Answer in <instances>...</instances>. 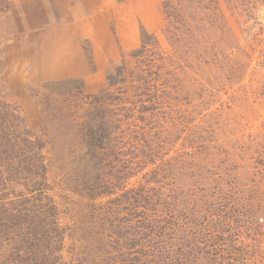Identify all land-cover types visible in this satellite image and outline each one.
I'll return each mask as SVG.
<instances>
[{"label": "rangeland", "instance_id": "rangeland-1", "mask_svg": "<svg viewBox=\"0 0 264 264\" xmlns=\"http://www.w3.org/2000/svg\"><path fill=\"white\" fill-rule=\"evenodd\" d=\"M0 102L50 183L0 264H264V0H0Z\"/></svg>", "mask_w": 264, "mask_h": 264}, {"label": "trees", "instance_id": "trees-1", "mask_svg": "<svg viewBox=\"0 0 264 264\" xmlns=\"http://www.w3.org/2000/svg\"><path fill=\"white\" fill-rule=\"evenodd\" d=\"M0 112L8 111V105L0 102ZM92 135L87 142L86 151H97L105 148L109 142V138L105 135H97L98 127H93ZM0 210H5L4 219H0V229L7 224V217L12 215H21L22 209L14 208L15 205L26 207V203L34 204L36 200H43L38 197H24L17 200L18 196H8L6 193L9 189L17 186H24L26 191L29 190H45L49 188L48 173L49 166L45 163L44 157L41 155L43 144L38 139H31L28 133L25 137L19 136L10 130L9 123L0 119ZM5 193H4V192ZM3 192V193H2ZM50 200V197H44ZM19 201V202H17ZM33 206V211H36ZM27 214V213H26ZM32 218L26 217V230L36 232L33 229V224L36 221ZM15 222H13V225ZM12 225V224H10ZM9 225V226H10Z\"/></svg>", "mask_w": 264, "mask_h": 264}, {"label": "crops", "instance_id": "crops-1", "mask_svg": "<svg viewBox=\"0 0 264 264\" xmlns=\"http://www.w3.org/2000/svg\"><path fill=\"white\" fill-rule=\"evenodd\" d=\"M13 1H15V0H13ZM68 4V3H67Z\"/></svg>", "mask_w": 264, "mask_h": 264}]
</instances>
